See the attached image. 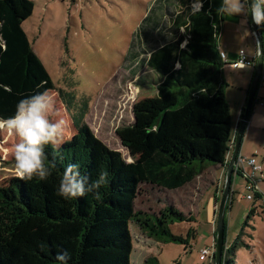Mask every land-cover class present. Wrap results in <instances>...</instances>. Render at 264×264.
Here are the masks:
<instances>
[{
  "label": "trees",
  "instance_id": "trees-1",
  "mask_svg": "<svg viewBox=\"0 0 264 264\" xmlns=\"http://www.w3.org/2000/svg\"><path fill=\"white\" fill-rule=\"evenodd\" d=\"M199 2L156 0L140 28L160 23L152 17L157 9L168 4L180 8L173 19L176 39L152 51L146 61L159 78L156 95L136 104L134 122L117 130L133 161L127 162L94 134L84 122L87 111L82 109L74 119L78 141L46 148V163L53 175L32 186L16 180L11 194L2 195L0 264H54L63 249L72 255L69 264H131V223L151 239L188 245L186 239L173 233L172 226L192 222V215L168 206L159 217L142 216L135 212L134 202L142 184L181 189L211 167L228 165L235 148L240 123L235 127L225 94L223 73L228 64L221 57L220 47L225 21L216 14L220 0H203L201 9ZM33 11L32 0H0L3 119L14 115L17 103L34 94L41 83V91L55 89L23 28ZM185 41L186 47L181 48ZM257 103L256 96L253 109ZM69 163L81 165V175L88 177L86 187L98 179L100 169H107L108 185L93 189L85 197L64 200L56 190ZM240 173L234 171V175ZM235 248L233 245L225 251L223 264H235L231 258ZM145 264L158 261L149 258Z\"/></svg>",
  "mask_w": 264,
  "mask_h": 264
},
{
  "label": "rangeland",
  "instance_id": "rangeland-1",
  "mask_svg": "<svg viewBox=\"0 0 264 264\" xmlns=\"http://www.w3.org/2000/svg\"><path fill=\"white\" fill-rule=\"evenodd\" d=\"M32 1L34 11L23 28L55 85L60 118L68 121L70 139L62 145L78 141L74 119L85 109L84 122L94 134L112 150L119 151L127 162H132L117 130L134 122L136 104L156 95L159 78L146 66V61L152 51L168 41L165 33L175 34L173 19L180 8L168 4L157 9L152 17L160 23L140 29L156 0ZM224 21L234 22L242 33L239 40H231L230 44L238 51L255 54L257 43L251 30V15L224 17ZM261 30L264 35V28ZM221 46L225 48L224 44ZM253 73L252 68L224 67L225 94L234 119L240 113L239 103L246 98ZM257 100L243 138L241 156L254 158L262 167L255 174L258 191L247 190V176L253 170L246 164L243 173L233 176V196L225 218V251L236 247L231 256L235 264H264V108L259 103L264 102V70ZM17 142L15 135L0 128V204L2 195L11 194L16 180L27 186L43 182L36 178L28 181L16 173L13 150ZM213 174V169H208L174 191L150 184L140 186L135 212L159 217L166 207L173 206L186 216L192 215L194 220L172 226L173 233L186 239L188 245L151 239L137 224L131 223L134 244L131 264H145L149 258H156L158 264H211V258L202 262L200 256L203 249L216 244L226 171L220 183ZM248 194L253 199H247Z\"/></svg>",
  "mask_w": 264,
  "mask_h": 264
},
{
  "label": "clouds",
  "instance_id": "clouds-1",
  "mask_svg": "<svg viewBox=\"0 0 264 264\" xmlns=\"http://www.w3.org/2000/svg\"><path fill=\"white\" fill-rule=\"evenodd\" d=\"M203 7V0L198 3ZM216 14L222 17L235 18L251 15L252 23L264 28V0H220L216 8ZM169 41H174L175 36L165 33ZM187 42L181 44L186 47ZM181 67L178 63L177 68ZM43 88V83L37 86L34 94L21 99L17 105L15 114L7 119L0 118V128H6L8 133L15 135L18 142L14 146L13 155L16 173L25 180L34 178L46 181L53 175L46 161L48 160L46 148L52 146L58 148L67 142L68 121L60 118L57 107V94L54 90ZM79 163H69L64 167L59 177L56 195L66 201L85 197L93 189L99 190L101 186L109 183L107 169L99 170L98 179L87 186V176L81 175ZM100 198L99 194L96 195ZM72 259L71 253L63 249L55 257L54 264H69Z\"/></svg>",
  "mask_w": 264,
  "mask_h": 264
},
{
  "label": "water",
  "instance_id": "water-1",
  "mask_svg": "<svg viewBox=\"0 0 264 264\" xmlns=\"http://www.w3.org/2000/svg\"><path fill=\"white\" fill-rule=\"evenodd\" d=\"M251 30L257 43L256 66L254 69L252 82L247 95V103H246L245 111L241 118L240 128L235 142V148L231 154V158L228 162V165L222 167L226 170V179L223 190V196L218 211L215 264L224 263L225 232H226L225 218H226L227 205L229 203L232 193V179L234 176L237 159L238 156L240 155L243 138L249 126L251 112L253 109V105L257 96L259 86L261 84L263 70H264V36L260 32L259 26L253 24L252 20H251Z\"/></svg>",
  "mask_w": 264,
  "mask_h": 264
},
{
  "label": "built area",
  "instance_id": "built-area-1",
  "mask_svg": "<svg viewBox=\"0 0 264 264\" xmlns=\"http://www.w3.org/2000/svg\"><path fill=\"white\" fill-rule=\"evenodd\" d=\"M221 57L225 63H227L228 65H230L234 69H244V68L255 69V66H256V62H255L256 58H254V59L249 58L246 55L245 51H243V50L238 52L237 59L234 61H230L227 58V55L225 54V52H223V51H221ZM259 103H260L261 107L264 108V102L262 101ZM242 115L243 114L240 115L241 118H242ZM246 164L249 165L253 170L252 175L247 176V178L249 180L247 190L249 192H257L258 186H257V183L255 181V174L258 171H262V167L257 165V162L254 158L248 160V159L243 158L241 155H239L238 159H237V164L235 167L236 173L237 172L243 173L242 167ZM246 198L250 200V199H253V196H252V194H248V196ZM215 255H216V244H214L212 247H208V248L203 249L201 256H200V260L202 262H205L207 260V258H211L212 259L211 264H212L213 260L215 258Z\"/></svg>",
  "mask_w": 264,
  "mask_h": 264
},
{
  "label": "crops",
  "instance_id": "crops-1",
  "mask_svg": "<svg viewBox=\"0 0 264 264\" xmlns=\"http://www.w3.org/2000/svg\"><path fill=\"white\" fill-rule=\"evenodd\" d=\"M232 23H234V22H231V21H229L227 23L224 22L223 26H222V29H221V33H220V43L225 45V48H222V46H221V51L225 52V54L227 55V58L230 61L236 60L237 56H238V52L243 50V49H241V50L238 51L237 48H235L232 44H230L231 40H233V41H235L236 39L239 40L240 37H241V34H242L240 32V30L236 27V25L232 24ZM223 49H225V50H223ZM246 55L249 58H251V59L257 58V50H256L255 54L248 55L246 53ZM228 66H230V65H228ZM241 70H244V69H241ZM251 82H252V79H251ZM247 95H248V93L246 94L245 100L242 98L241 102L239 103V107H240L239 111H240V113L238 112V116H236L235 119L233 118V121L235 123V127H237L238 124L241 122L240 121L241 120L240 119L241 118L240 115L242 114L243 109H245V107H246ZM250 123H251V121L249 122V125H250ZM248 128H249V126H248ZM251 129L252 128H250V130ZM240 155H241V152H240ZM210 169H213V171H214L213 176L218 178L219 179V183H220L221 179L223 177V174L225 173L226 170L224 168H221V167H211ZM218 185H220V184H218Z\"/></svg>",
  "mask_w": 264,
  "mask_h": 264
}]
</instances>
